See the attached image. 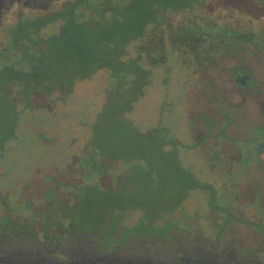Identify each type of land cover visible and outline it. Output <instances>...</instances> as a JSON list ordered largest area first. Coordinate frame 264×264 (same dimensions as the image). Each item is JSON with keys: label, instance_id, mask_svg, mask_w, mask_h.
Returning <instances> with one entry per match:
<instances>
[{"label": "rangeland", "instance_id": "rangeland-1", "mask_svg": "<svg viewBox=\"0 0 264 264\" xmlns=\"http://www.w3.org/2000/svg\"><path fill=\"white\" fill-rule=\"evenodd\" d=\"M52 28H55L54 24L49 29ZM163 41V48L152 53L155 57L152 58L153 64L149 57V61L144 57L140 65L137 64L149 70L148 76L137 73V78L149 80V83H137L138 90L133 91L135 97L129 100L132 108L123 113L126 122L119 125V136L115 135L111 141L116 147L122 143L121 153H126L129 150L127 139L135 140L145 146L141 149L143 153H148L154 148L152 143L156 144L157 140L164 138L163 150L169 152L171 157L179 158L180 167L187 169L204 189L216 192V195L211 201L203 188L195 185L190 190L191 185L182 184L173 172H166L159 165L155 167L156 175L148 173L149 179L152 178L151 191L154 190L155 194L162 189L167 192L166 199L161 202L154 199L158 206L147 204L152 198L150 191L149 197L146 194L147 198L138 197L137 205L141 206L134 214L128 215L126 212H129L122 208L123 215H120L119 210L113 209L120 194L116 197L105 192H99L100 195L89 192L86 199L91 201L89 210L85 211L87 209L81 205L77 211H72L74 221L85 227V224L100 221L98 216H102V211H111L113 215L108 213L109 220L117 217L121 223L132 224L142 215V207L151 213L169 207L172 211L170 217L174 218V208L179 206L178 212L183 205V214L190 230H176L174 234L175 245L179 247V252L185 254L183 258L186 264H264V232L260 233V237L256 234V229H261L258 224H264V149L260 152L259 161L250 164L256 161L255 146L264 141L261 128L264 124V57L259 63L251 56L243 60L242 69L249 71L256 82L254 84L249 80L248 85L258 88L257 95L250 87L247 91L238 89L231 80L230 69L235 62L238 63L237 58L225 64L226 68L218 65L214 69L204 70L194 64L191 56L186 55L190 53L188 50H176L166 40ZM135 46H128V57L136 55L138 48ZM127 66L132 65L129 63ZM252 66L254 71L249 69ZM68 75L64 73L65 77ZM107 76L108 72L103 69L92 77H77L70 89L63 90V86H60L52 89L50 94L35 91L27 99L29 107L23 110L21 102L24 98L22 92L17 90L19 87L13 86L8 91L10 98L0 92V99L2 96L11 99V108L15 110L12 114L7 109L9 102L5 100L0 104V115L5 120L7 113L12 114L11 120L16 124V137L6 142L0 151L2 194H7L11 200L16 197L17 203L31 204L30 207L36 211L46 212L53 197L67 202L74 197L75 187L79 184L97 182L104 187L110 186L111 176L121 169L120 163L108 162L106 158L101 162L98 154L91 152L94 151L90 149L92 145L88 144L92 141L99 113L112 98L111 91L107 90ZM115 77L117 84L124 78ZM129 80L132 81V78ZM56 81L54 79L53 84ZM43 85L46 87L49 82ZM210 98L215 104L208 101ZM112 113V110L107 113V119L101 116L98 126L103 130L116 126ZM114 147L107 148L113 152ZM121 153L119 146L117 157ZM88 158L97 160V163L99 161L97 174L92 171ZM131 165L137 169L134 173L136 178L140 172L147 175V172L139 169L138 163ZM140 186L143 187V183ZM177 188L183 192L174 191ZM186 188L190 191L183 200H179ZM79 192L83 194V191ZM154 198L157 199V195ZM132 200L126 199V204L130 205ZM70 202L67 203L68 207L71 204L75 206L74 201ZM20 205L13 206L15 212L27 214ZM120 205L123 206L122 203ZM222 207H228L234 218L227 226L223 241L218 242L214 238L213 227L217 223L216 227L222 228V215L218 214ZM63 209V213L59 212L63 214L60 221L67 223L66 207ZM245 221L253 223L247 224ZM139 228L143 230L142 226ZM96 234L99 233L90 228L87 233L79 235L81 240L76 241L73 248L66 251L40 249L34 257L30 251L16 252L14 240L5 246L0 243V264H32L31 258L35 264H120L127 256L128 259L132 256L126 248L109 257L103 250L105 243L94 250L92 246ZM91 253L93 256L90 259L87 255Z\"/></svg>", "mask_w": 264, "mask_h": 264}, {"label": "trees", "instance_id": "trees-1", "mask_svg": "<svg viewBox=\"0 0 264 264\" xmlns=\"http://www.w3.org/2000/svg\"><path fill=\"white\" fill-rule=\"evenodd\" d=\"M53 24L55 28L49 29ZM163 40L176 50H188L190 53L186 55L191 56L194 64L204 70L214 69L218 65L225 66L230 60L237 58L238 63L235 62L231 68L235 70L244 63L247 56H252L259 63L264 57V0H0L1 94L10 98V89L13 86L19 87L17 90L22 92L24 98L21 102L23 110L24 107H29L27 99L35 91L50 94L52 89L60 86H63V90L70 89L77 77H92L97 71L106 70L107 90L111 91L112 98H109L108 104L99 113L92 132V141L88 144L92 145L90 149L93 148L94 151L91 152L98 154L101 162L106 158L108 162H119L121 165V169L111 176L110 186L104 187L97 182L79 184L75 187L74 197L67 202L55 200L53 197L46 212L36 211L28 203H17L16 197L11 200L7 194H2L0 188L2 245L14 240L16 252L21 254L22 251H30L32 257L40 249L58 248L66 251L73 248L76 241L81 240L79 235L92 228L99 233L96 234L92 246L94 250L105 243L103 250L110 257L128 248L132 256L129 259L127 256L120 264L187 263L183 258L185 254L179 252V247L175 245L174 234L176 230H190L183 214V205L178 212L179 206L174 208V218L170 217L172 211L169 207L152 213L142 207V215L132 224L121 223L117 217L109 220L108 213L113 215L111 211H102V216H98L100 221L85 224L84 227L74 221L72 214L81 205L87 209L85 211L89 210L91 201H86L89 192H97V195L105 192L116 197L120 194L121 197L113 209L119 210L120 215H123L122 208L129 212L126 214H134L141 206L137 205L138 197H149L152 189V178L149 179V175H156L155 167L159 165L166 172H173L182 184L191 185L190 190L195 185L204 189L193 174L180 167L179 158L171 157L169 152L163 150L164 138L157 140L156 144L152 143L154 148L148 153L141 150L145 146L127 139L129 150L121 153V143L119 157L116 154L119 146L116 147L111 141L115 135L119 136L120 131L117 128L125 121L123 113L132 108L133 104L129 100L138 90L137 83H149V80L143 81L136 76L137 73L149 75V70L140 67L139 62L144 57L145 60L148 57L155 58L152 53L163 48ZM133 44L138 48L136 55L139 57L127 56V48ZM153 60L150 63L153 64ZM129 63L131 67L127 66ZM64 73L70 75L65 77ZM115 76L124 78L117 84ZM54 79L57 81L53 84ZM47 82L50 86L43 87ZM130 93L132 95L126 98ZM6 96H2L0 104L8 101L9 104L5 103L7 109L14 114L11 99L8 100ZM111 110L116 126L112 125L109 130H103L98 126L101 116L107 119L106 115ZM12 114L7 113L5 120L0 115V151L6 142L16 137V124L11 120ZM111 146H115V152L107 148ZM88 161L92 171L97 174L99 161L97 163V160L91 158ZM134 161L147 175L138 170L140 175L135 177L137 169L131 165ZM140 183L144 186H140ZM189 189L186 188L179 200L185 198ZM181 190L177 188L174 191ZM204 190L213 201L216 192ZM79 191H83V194ZM151 194V201H147V204L154 205L155 200L161 202L167 197V192L163 189L158 194L152 190ZM156 195L157 199L154 198ZM126 199H133L130 205L126 204ZM69 201H74L75 206L71 204L68 207ZM17 204H21L28 213H16L13 206ZM63 207H66L67 223L60 221L63 214L60 215L59 212L63 213ZM221 209L218 214L222 215V228L218 229L217 223L213 227L214 238L218 242L223 241L227 226L234 218L228 207ZM151 214L153 216L149 218ZM245 223L252 224L253 221ZM153 225L158 226L156 231V226ZM258 225L261 229H256V234L260 237V233L264 232V224ZM141 226L143 230L139 228ZM92 256V253L87 255L90 259ZM31 262L35 264L32 258Z\"/></svg>", "mask_w": 264, "mask_h": 264}, {"label": "flooded vegetation", "instance_id": "flooded-vegetation-1", "mask_svg": "<svg viewBox=\"0 0 264 264\" xmlns=\"http://www.w3.org/2000/svg\"><path fill=\"white\" fill-rule=\"evenodd\" d=\"M252 57V56H251ZM254 58L252 57V60H253ZM243 65L244 64H240L239 66H238V68L237 69H230V76H231V80L233 81V83L236 85V87L238 88V89H243V90H249L248 89V87H250L249 85H248V82H249V80H251L254 84L256 83L255 81H254V79H252V76H251V73L249 72V71H245L244 69H242V67H243ZM250 69V71H254V67L252 66V68H249ZM13 88V87H12ZM220 89V88H219ZM250 89L252 90V91H254V93L255 94H257L258 95V88H256V87H254V88H251L250 87ZM216 93H218V94H220V93H222V92H217L216 91ZM218 94H216V95H218ZM210 103H214L215 101L212 99V98H210V100H208ZM215 104V103H214ZM261 128L263 129V136H264V124L262 123V125H261ZM256 147V151H254L255 152V154H256V161H253V162H251L250 164H255V162L257 163L258 161H259V155H260V152H261V150H263L264 149V141H261V142H258L257 143V146H255ZM249 164V165H250Z\"/></svg>", "mask_w": 264, "mask_h": 264}]
</instances>
